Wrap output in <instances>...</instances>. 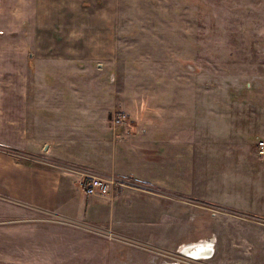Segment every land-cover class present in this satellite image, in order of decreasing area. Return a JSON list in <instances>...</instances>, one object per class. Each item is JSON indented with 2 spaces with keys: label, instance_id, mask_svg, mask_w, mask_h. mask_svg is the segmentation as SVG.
I'll use <instances>...</instances> for the list:
<instances>
[{
  "label": "crops",
  "instance_id": "1",
  "mask_svg": "<svg viewBox=\"0 0 264 264\" xmlns=\"http://www.w3.org/2000/svg\"><path fill=\"white\" fill-rule=\"evenodd\" d=\"M37 21L36 0H0V258L47 264L81 259L95 250L94 237L105 243L114 233L152 237L151 229L168 225V192L194 189L200 132L195 110L183 106L184 81L166 79L158 103L152 98L143 106L134 94L123 107L128 123L114 126L110 112L118 101L104 97L92 105L87 92L73 91L79 86L74 70L81 82L87 68L82 72L66 60L46 57L52 79H41ZM31 63L35 79H28ZM224 115L220 132L230 143L240 141L237 133L232 139L229 111ZM229 152L235 164L257 167L230 174L227 189L216 196L237 212L227 226L243 231L242 214L264 217V155L243 146L226 149L225 157ZM88 174L116 182L88 195L82 185ZM238 231H226L224 239ZM216 236L211 257L221 239Z\"/></svg>",
  "mask_w": 264,
  "mask_h": 264
},
{
  "label": "rangeland",
  "instance_id": "2",
  "mask_svg": "<svg viewBox=\"0 0 264 264\" xmlns=\"http://www.w3.org/2000/svg\"><path fill=\"white\" fill-rule=\"evenodd\" d=\"M36 14L41 79H52L46 57L82 72L87 68L81 82L74 70L79 86L73 91L87 92L92 105L106 97L118 101L111 124L116 111L128 114L123 107L134 94L143 106L152 98L158 103L164 81L182 79L183 106L195 110L200 132L194 189L168 192L167 227L151 229L152 237L141 229L137 236L108 232L110 243L91 238L95 250L81 259L47 264H264V217L242 214L244 230L238 231L227 226L236 211L217 199L232 181L230 174L257 170L235 164L233 152L225 155L242 146L256 151L254 141L264 135V0H36ZM33 70L31 63L28 79H35ZM175 86L170 82L169 90ZM225 110L232 117V139L237 133L240 141L230 143L220 132ZM239 182L243 179L234 180ZM226 231L239 234L226 240ZM218 234L213 257L189 263L177 253L181 244L215 240ZM180 236L186 241H171ZM0 264L30 263L0 258Z\"/></svg>",
  "mask_w": 264,
  "mask_h": 264
},
{
  "label": "built area",
  "instance_id": "3",
  "mask_svg": "<svg viewBox=\"0 0 264 264\" xmlns=\"http://www.w3.org/2000/svg\"><path fill=\"white\" fill-rule=\"evenodd\" d=\"M128 120H129V116L127 113L123 112V110L116 111L111 116V121L114 126H124L128 122ZM255 148H256V152L259 155H264V136L256 140ZM114 182H116V179L114 178H107V177H103L101 175H96V174H88V176L83 180L82 185H83L84 191L88 195H90V194H94L98 190L106 189L110 183H114ZM206 240L210 241L209 238L199 239L197 241L206 242ZM211 242H212V245H214V240H211ZM182 246L183 244H181V247H179L177 251V253H179L182 258H185L187 261H189V263L197 262L200 260V259H196L195 257H191L190 255L186 254V252L182 250ZM185 254L187 256H185ZM179 262H182V261H179ZM179 262L165 261V262H162L161 264H186V263H179Z\"/></svg>",
  "mask_w": 264,
  "mask_h": 264
},
{
  "label": "bare ground",
  "instance_id": "4",
  "mask_svg": "<svg viewBox=\"0 0 264 264\" xmlns=\"http://www.w3.org/2000/svg\"><path fill=\"white\" fill-rule=\"evenodd\" d=\"M198 242L196 246L194 247L192 244L190 245H183L182 250L186 253H190L193 256H195L196 259H202V258H210L213 253V246H210V244L207 242ZM203 243V244H202ZM212 244V243H211ZM202 250H206L205 252H201ZM211 255V256H210ZM185 256H187L185 254ZM192 257V256H191Z\"/></svg>",
  "mask_w": 264,
  "mask_h": 264
},
{
  "label": "water",
  "instance_id": "5",
  "mask_svg": "<svg viewBox=\"0 0 264 264\" xmlns=\"http://www.w3.org/2000/svg\"><path fill=\"white\" fill-rule=\"evenodd\" d=\"M197 242H198L197 240H196V241H194L192 245L195 247V246H196V244H197ZM200 242H201V241H200ZM208 243L210 244V246H213V245L211 244V243H212V242H211V240H210V241H208ZM202 244H203V243H202ZM186 254H188V255H190V256H192V257H195V256H193V255H192V254H190V253H186ZM210 256H211V255H210ZM204 258H205V257H204Z\"/></svg>",
  "mask_w": 264,
  "mask_h": 264
}]
</instances>
